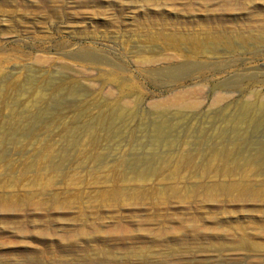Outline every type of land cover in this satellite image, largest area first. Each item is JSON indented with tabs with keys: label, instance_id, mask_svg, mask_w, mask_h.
I'll return each instance as SVG.
<instances>
[{
	"label": "rangeland",
	"instance_id": "1",
	"mask_svg": "<svg viewBox=\"0 0 264 264\" xmlns=\"http://www.w3.org/2000/svg\"><path fill=\"white\" fill-rule=\"evenodd\" d=\"M0 264H264V0H0Z\"/></svg>",
	"mask_w": 264,
	"mask_h": 264
}]
</instances>
